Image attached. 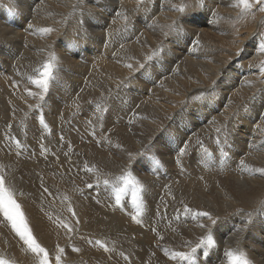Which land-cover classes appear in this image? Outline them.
<instances>
[{
	"label": "bare ground",
	"instance_id": "bare-ground-1",
	"mask_svg": "<svg viewBox=\"0 0 264 264\" xmlns=\"http://www.w3.org/2000/svg\"><path fill=\"white\" fill-rule=\"evenodd\" d=\"M183 1H185V0H183ZM239 2H240V0H207L204 3H202V5H201V8H202L201 11L205 12L204 17H202V15L196 14V13H199L198 10H196V11L193 10V12H188L187 15H183L182 14L183 12L176 11L175 9H177L179 7L186 6L184 2L178 1V0H156L155 2L152 1L151 4H150V0H30L29 2L26 0H19V1L18 0H16V1L15 0H0V15L9 17L10 19L13 20V23H10V22L9 23H2V21L0 19V30L2 31V34L0 36V41H1L0 44L1 45L3 44L1 46V49H4L7 51V52L4 51L5 53L3 52L4 54L0 55V56L3 59L2 62H4V64L7 66V68L10 67V65H13L14 63L19 65V62L21 65H23V62L25 63V65L26 64L31 65V62H32V65H36L41 60L47 58V55L49 56L52 53L53 57H55L54 62L57 64V68L54 67V69H55L54 73H56L57 77L63 79L62 82L65 80H69L70 83L72 84L70 89H67L65 87L62 88L61 86L57 85V83L49 84L50 85L49 98L51 100V105H52L53 109L55 110V112L62 113L63 114L62 117H64V118L71 117L69 115L74 111L76 112V110H78V109H82V110L84 109V111H86L88 113L90 106L87 103L89 102V100H92L95 102V100H93V99H96V98L101 97V96L104 97V95H107L108 92H110L114 89L117 90L118 94L120 91H124V92L128 93V96L130 95L131 98L132 97L134 98L133 101L135 100V102L132 104L133 101L131 102V100H130L132 105L129 108L127 107L128 110L131 109V113H132L131 116L133 117V119L130 116V113H127V112L125 113V111L127 110V109H125L126 107L124 108L125 110L121 109L119 107H118L119 109H116L114 107L116 110H111L110 112L109 111L108 112H109V114H111V113L112 114H118L117 115L118 120H119L118 125L114 124L115 122H113L114 125H110L109 120L106 118L105 119V125L106 126L105 127L102 126L105 128V130H107L108 132H111V135L109 136V138L112 140V141H109L110 144L103 143L101 145V147H102L101 150H99V152H97V155H96L102 161V165H103L104 169L102 168V171H101L102 174H100V175L103 176V179H105V181H106V177L104 178V176L109 175L113 171L122 170L123 168H125L130 163V161H133V159H134L133 157L140 152V149H142V146L145 145L148 141H151V139L157 135V131L160 128V126H162V125L166 126V124H168V126L170 124L172 125V123L175 122L176 118H179L181 120L177 127L174 126V128L176 127V131L171 132L164 139L161 138L162 140L160 142V147H158L157 149H155V148L153 149V147L148 148L149 151L153 152L152 155L149 157L150 158L149 161H151V163L148 164V161L143 158V160L146 161V166L144 165L145 166L144 170H143L144 173L142 174V172L140 171L141 172L140 174H142L141 177L144 178V183H157V184H162L161 186H164L163 192H161L162 187L158 186L157 184H152V185L150 184V186L143 187V189L148 188L151 192L158 190V193L156 195V197L158 196V198H156V197L155 198H156V200L159 199V202L161 201V206L163 207V208L160 207L161 208L160 210L154 211V209L156 207L155 205H154L155 206L154 209L152 208L153 210L147 209L145 206L146 209H145L143 215H144V221H148V222H150L152 220H161V221L167 220L168 221V219H171V224L168 227L164 228L165 230L161 229L162 233L165 232L168 235L167 245H169V247L168 246L167 247L169 249H171L173 251V253H175V252L189 253V252H191L192 248H194L196 246V244L199 243V240L201 238H204L209 231L208 228H201V227H199V225L200 224L211 225V221H209L206 217H201V216L197 215V213L208 212L212 216L213 219H215V217H217L216 220H221V219L227 217L225 215H229V214L231 215L234 212L231 216L237 217L238 219L232 220L228 227L222 228V226L220 224L223 222L219 221L220 222V224H219V222L217 221V224L211 228V231L213 234V239H215L218 246H216V248L213 251L211 250L212 252L206 250L205 247L201 246L197 250V252L195 254H193V258L191 260V261L196 262L197 264H226L225 263V262H227L225 260L226 257L225 258H224V256L220 257V252H225L226 250H235L236 247H238L240 252L241 251L245 252L248 255L247 259H248V262H250L249 264H264V243L261 246L258 245V238L261 237L264 240V218L262 217L263 221H259L260 219H256V220L252 219L250 221V223L248 224L246 219H245V215H244L245 213L243 214L240 212V211H243L242 209L248 208V207L250 209L252 208V211L250 210L252 213L258 209L262 210V208H264V174H261V172L259 171L260 169H264V73H262L260 70L261 69L260 64H264L261 62V59L264 58V52H261L258 50L260 41H258L256 39L257 38L256 27H259V24H258L259 21L258 20L260 18L258 20H256V22L253 24V28H254L253 31L245 30V31L239 32L240 37L238 39L239 42L237 43V52H236V55H234L235 57L232 59L231 62L230 61L225 62L223 60L225 57L221 56V54L220 55L218 54V52H220V51L222 52V50H224V48L223 47L219 48V46H216L214 44V43H220V44L226 45L229 41H232L233 35L225 27H223L224 26L223 21L226 20L227 18H230L232 16V14L235 13L234 11H237L236 5ZM174 3H175V5L173 6ZM224 6H226V7L224 8ZM203 7L206 10L205 9L203 10ZM196 8H198V7H196ZM139 9L144 10V12L138 11ZM186 9H189V8H186ZM184 10H185V8H184ZM262 17L263 16H261V18ZM45 28L52 29V31L47 32V33L42 31ZM165 28H168L169 33L165 32ZM250 29H252V28H250ZM61 31H64V32H61ZM164 34H166V35H164ZM71 40L82 41L87 45V47L93 46L96 50L95 51L88 50V49L84 48L83 46H79V47H76L74 49H71V47H70V41ZM248 44L249 45L253 44V45L249 46ZM150 49H154V52L151 54V56L162 50V52H163L162 60H164V64L163 63L161 64V66L163 65L162 70H161V68H158L159 66L158 67L156 66L157 68H154L153 66L155 64H153V61H151V59H148L145 62L144 55L147 54L149 51H151ZM74 51H76L78 53L76 57L80 58V59L76 60L75 58H73V56H75ZM226 52H228V51L226 50ZM20 60L23 62H21ZM51 60H53V59H51ZM143 60L145 62L144 73H149V71H148L149 68H151V73H152V75L148 78H147V76H144V83L139 82L138 80L136 81L135 78L133 77L135 69H137L138 67L140 68V64H141V62H143ZM258 64L260 66H258ZM128 65H131V68H129ZM31 69H33V68H31ZM158 69H160V70H158ZM9 71H11V70L9 69ZM234 72H236V73H234ZM71 73H74V74H71ZM89 73H91V74H89ZM88 74L91 77L86 82V85L84 86L82 83L83 82L85 83L86 79H84L83 81L81 79L83 77L86 78L88 76ZM93 74H96L99 78L98 79L92 78ZM37 76L39 77V75H37ZM52 77H55V76L52 75ZM0 80H1L0 81L1 85L2 84L7 85L11 91V94L13 92L12 95H14L13 98L15 97L14 98L15 106L17 105L19 108H22V109L27 108L28 109L29 105L33 101V100H30V97L33 96V94H37V91L33 88V86H31L33 89L31 88V89L26 90V93H27L26 94L25 92L20 91L19 88H18V90L20 92H16L14 90L15 86L13 88L10 87V84L8 83L6 76H4L2 72H0ZM69 81H68V83H69ZM126 81L129 83H131V81H132V83L135 82L136 86L141 85V90L138 91V89H136V88H129V87H128L129 89L123 88L124 83ZM51 82H53V81H51ZM135 84H133V85H135ZM3 85L1 87H3ZM8 87H7V89H8ZM84 87H85V89H84ZM37 89H38V87H37ZM29 92H31L32 95H29ZM81 92H82V94H81ZM8 93H10V92H8ZM39 94L40 93H38V95ZM107 97L105 96V98H107ZM131 98H129V99H131ZM111 99H114V98L111 97ZM11 100H13V99H11ZM115 100L116 99H114V101ZM2 101H4V100H2ZM212 101L215 102L214 106H211ZM42 102H43V98H42ZM99 102H101V99ZM122 102H123V100H122ZM1 103H3V102H1ZM117 104H119V103H117ZM121 104H123V103H121ZM190 105H194L193 106L194 108L189 109ZM11 106H14V105H11ZM48 106H50V105H48ZM5 107H6V104H5ZM85 107H86V109H85ZM108 107H107V109H108ZM9 108H10V106H9ZM12 109H14V108L12 107ZM39 109H41V107ZM66 110H67V112L65 113ZM43 111H44V109H43ZM33 112H34V110H33ZM25 113H26V111H25ZM78 113H77V116L79 117ZM87 113L84 115V118L87 116ZM8 114H10V113H8ZM53 114L55 115V113H53ZM16 115H17V113H16ZM97 115H98V113H97ZM3 117H2V119H3ZM90 117H93V116H90ZM49 118H50V116H49ZM84 118H80V121H82ZM2 119L0 117V120H2ZM22 119H23V117H22ZM8 120L6 119V121H8ZM11 120H13V119H11ZM51 120H52V118H51ZM66 120H68V119H66ZM70 120H72V119H70ZM90 121L87 120V122L91 123ZM60 122H61V120H60ZM16 123H17V121H16ZM21 123H23V122H21ZM100 123L101 122H99V124ZM47 124L48 123H46L45 126ZM62 124L60 125V127L62 126ZM66 124L68 125V122H66ZM78 124H80V122ZM91 124H93V123H91ZM54 125L52 124V126H54ZM100 125H102V123ZM93 126H94V124H93ZM14 127H16V126H14ZM77 128H79V127H77ZM82 129H83V127H82ZM18 130L19 129H17V131L14 130L17 132L14 140L19 139L21 141V140L34 138V135L32 133L24 132V131H18ZM61 130H62V128H61ZM64 130H66V129L64 128ZM72 130H74V129H72ZM66 132H69V131L66 130ZM158 133H159V131H158ZM13 134H14V132H13ZM85 134H87V133H85ZM89 134H90V132H89ZM91 134H94V132H91ZM88 136H91V135H87V137ZM106 136L107 135H105V137ZM225 136H227V138H233L234 139V143H232V144H234V146H232L231 143L227 144L226 147L224 144H222L224 142L221 139H224ZM111 137H113V139ZM69 140H70V138H69ZM97 140L99 142L100 137ZM173 141H174L176 147L173 145ZM43 142H45V141H43ZM55 142H58V140ZM154 142H155V140H154ZM34 143H36V142H34ZM158 144H159V142H158ZM117 145H118V147L116 149H112L113 146H117ZM56 146H57V144H56ZM59 146H61V145H59ZM90 146H92V145H90ZM94 146H97V145L94 144ZM51 147H53V146H51ZM110 147L112 150L110 149ZM57 148H56V151H57ZM60 148H62V147H60ZM31 149H32V145H31ZM181 149H184L183 153H181V151H180ZM8 150H7V152H8ZM62 150H63V148H62ZM72 150L70 152H73ZM145 151H146V149H145ZM13 152L15 154V151H13ZM22 152L20 151V153H22ZM92 152H93V150H92ZM28 155H30V154H28ZM17 159H19V158H17ZM34 159L35 158H33V160ZM50 159L52 160V158H50ZM60 160H61V156H60ZM64 160H67V159H64ZM40 161H42V160H40ZM70 161H72V160H70ZM82 161H83V159H82ZM135 161L131 162V164L134 163ZM141 161H142V159H141ZM241 161H243V163H241ZM17 162H18V160H17ZM154 162H156V163L153 166ZM61 163H60V165H61ZM22 164L23 163H21V165ZM30 164H27V165H30ZM239 164L242 166H240ZM54 166H55V164H54ZM28 167H31V166H28ZM33 167H34V164H33ZM25 168H24V170H25ZM64 168H66V167H64ZM29 170H31V169H29ZM36 171H38V168ZM20 172H21V170H20ZM40 172H41V169H40ZM60 172H62V171H60ZM83 172H85V171H83ZM17 173H18V171H17ZM77 173H79V171ZM79 174H78V176L82 177L81 175H83V174H81V175H79ZM91 174H92V172H91ZM115 174H117V172ZM128 174H129V172H128ZM40 175H41V173H40ZM135 175H137V174H135ZM6 176H11V175H6ZM19 176H21V175H19ZM39 176H38V178H39ZM47 176L51 181L55 182L56 184H60V185L65 186V189H66V186H70L72 188V184L81 179V178L76 179V180L74 179L73 183H70V182H67L69 180L65 181L64 178H62V179L59 178L60 176H63V175H58L59 176L58 177V176H55L53 174L47 173ZM115 176H117V175H115ZM115 176H114V178H115ZM128 176H126V177H128ZM130 176H131V174H130ZM25 177H26V175H25ZM74 177H77V175L76 176L74 175ZM97 177L98 176H96V178ZM23 178H24V176H23ZM38 178L35 179V177H34L35 181L38 180ZM110 178H113V175H112V177L110 176ZM31 179H33V178H31ZM133 179H134V177H133ZM135 179H136V177H135ZM177 179H179V184L174 182V181H178ZM9 180H11V179H9ZM90 180H91V178H89V181ZM30 181H32V180H30ZM42 182H44V181H42ZM101 182H102V180H101ZM35 183H37V182H35ZM42 184H40V185H42ZM46 184H47V182H46ZM8 185H9V183H8ZM8 185H6V186H8ZM44 185H43V187H44ZM140 186H141V184H140ZM38 187H39V185H38ZM40 187H42V186H40ZM48 187H49V185H48ZM84 187H86V186H84ZM50 188H52V187H50ZM73 188H74V186H73ZM75 188H77V187H75ZM78 188H80V187H78ZM44 189H46V188L44 187ZM57 189H55V190L57 191ZM92 189H95V187L92 186ZM48 191H50V190H48ZM73 191L76 192L77 190L75 191L72 189L71 193H73ZM82 191H83V189H82ZM25 192H27V191H25ZM51 192H53V191H51ZM89 192H90V190H89ZM160 192H161V194H160ZM59 193H60V191H59ZM71 193H69V195H71ZM102 193H108L106 195V197H107L111 194V191L104 190ZM150 193H149V195H150ZM27 194H28V192H27ZM73 194L76 195V193H73ZM83 194H84V192H83ZM159 194H160V197H159ZM17 195H19V194L17 193ZM46 195H48V194H46ZM50 195H51V193H50ZM55 195L56 194L53 193L54 197H55ZM65 195H67V194L65 193ZM98 195H99V193H98ZM53 196H52V198H53ZM60 196H61V194H60ZM62 196H63V194H62ZM124 196H126V195H124ZM145 196H146V194H145ZM33 197H35V196L33 195ZM112 197H113V195H112ZM36 198L37 197H35V199ZM89 198H88V200H89ZM160 198H161V200H160ZM46 199H47V196H46ZM57 199L59 200V198H57ZM31 200H32V198L30 199L29 202H31ZM61 200L63 201V199H61ZM66 200L67 199L65 198V201ZM79 200H80L79 195H77L74 199H69L70 203L74 206V209H77L78 205H80ZM91 200H93V199H91ZM104 200H106V198ZM127 200L128 199H126V201ZM148 200H150L149 202L152 203V204L148 203L152 207V205L155 203V200L152 198V196ZM50 201H52V200H50ZM144 201H145V199H144ZM95 202L96 201H93L94 204H95ZM122 202H125V201L124 200L121 201L120 204ZM25 203H26V201H25ZM35 203H39V202L37 201ZM44 203L45 202H43L42 204L44 205ZM34 204L32 203V205H34ZM55 204L56 203L53 202L54 206H55ZM66 204H68V203H66ZM29 205H30V203H29ZM37 205H38V210L37 209L36 210L39 211V204H37ZM43 205H41V206H43ZM63 205H65V204H63ZM97 205H95L96 209H97V207H100L99 205L98 206ZM41 206H40V208H42ZM69 206L67 207L68 209H69ZM108 206H110V205H107V207ZM140 206H142V205H140ZM250 206H253V207H250ZM63 207H60V208H63ZM103 207H104V204H103ZM36 208H37V206H36ZM43 208H44L43 209L44 211L49 210V209L52 210V208H49V209L46 208V210H45V207H43ZM58 208H59V206H57V209ZM60 208H59V210H60ZM93 209L94 208H92V210ZM43 210H42V212H43ZM182 210H185V211L187 210L188 212L193 211V212L189 213L186 217L184 216L183 219L181 218L180 220H178V218H177V220H178L177 222H176V220H174V218H171L173 216L175 217V215H177L178 213H182ZM141 211H142V209H141ZM237 211H239V212H237ZM72 212H73V208H72ZM115 212L117 214H119L120 216L124 217L130 213V210L128 208H126V205H125V208H118L117 210H115ZM39 213H37V214H39ZM44 213H47V212H44ZM99 213H100V211H99ZM101 213H102V211H101ZM106 213H104V214L107 215L108 217L111 216V212L109 213L110 216ZM48 214H49V211H48ZM63 214L64 215L62 217L65 216V213H63ZM71 214L73 216H71V215H69V216L74 218L75 215L73 213H71ZM44 215L46 216L47 214H44ZM52 215H54V214H52ZM52 215L50 217H52ZM113 215H115V213H113ZM113 215H112V218H114ZM139 215H140V213H139ZM45 216L44 217L42 216L43 219L47 218ZM59 216H61V215H59ZM107 216H106V218H108ZM39 217H41V215ZM42 217H41V222H42ZM102 217L103 216H101V218ZM122 217L118 216V218H120V219ZM83 218L80 221L81 224L82 225L88 224L85 221L86 219L85 218L83 219ZM257 218H258V216H257ZM59 219H61V221ZM59 219H58L59 220L58 222L63 221L62 218L59 217ZM72 219H70V220L73 221ZM123 219H126V217ZM0 220H2V219H0ZM56 220H54V221H56ZM74 220L76 221V219H74ZM110 220L111 219H109L108 222ZM140 221H141V219H140ZM43 222H45L47 224L46 221H43ZM90 222H91V220H90ZM148 222H146V223H148ZM2 223L0 222L1 225H2ZM45 223H43V224H45ZM40 224L41 223H39V222H35L34 229H35L39 239L41 240V242L53 243L54 241H56V239H53L56 235V232L54 231L53 233H51L53 227L44 228V227H41ZM61 224L62 223H60V225ZM108 224L112 225V222L108 223ZM159 224L157 226H159ZM91 225H92V222H91ZM146 225L147 224H145L144 226L146 227ZM4 226H6V225H4ZM52 226H53V223H52ZM54 226H56V225L54 224ZM106 226H107V224H106ZM9 227H10V225H9ZM60 227H62V225ZM95 227L97 228V226H95ZM100 227H101V225H100ZM114 227L112 226V228H114ZM59 228L57 229L55 227L54 229L60 230L61 228L60 229ZM126 228H128V227H126ZM132 228H133V226H132ZM136 228H138V227H136ZM118 229H119V227H118ZM6 230H7V228H6ZM63 230H61V231H63ZM66 230H68V229L66 228ZM73 230H74V228H73ZM81 230H80V232L82 233ZM85 230H86V228H85ZM254 230L256 231V233L255 232L253 233ZM8 231H9L8 233L12 234L10 232V230H8ZM83 231H84V229H83ZM144 231H145V229H144ZM69 233H70V231L68 232V234ZM78 233L79 232H77V234ZM91 233H93V232H91ZM91 233L89 235H92ZM32 234H34V233L32 232ZM57 234H59V233H57ZM144 234H146V233L145 232L142 233V235H144ZM98 235H100V234H98ZM80 237H82V236H80ZM91 237H93V235ZM130 237L134 238L135 235H134V237H132L130 235ZM136 237H135V239H136ZM146 237H148V236H146ZM151 237L153 239V236H151ZM75 238H76L75 236H74V238H72L73 241ZM57 239H58V237H57ZM69 239H70V237H69ZM101 239H102V237H101ZM9 240L10 239L8 238V241ZM18 240L20 241V239H18ZM61 240H62V238H61ZM67 240H68V238H67ZM136 240H135V242H136ZM147 240H149V238ZM155 240H156V238H155ZM62 241H64V239ZM101 241L102 240L99 239L97 241L99 243H97V244L103 243ZM12 242H14V241L12 240ZM76 242H77V244H79L78 241H76ZM106 242H108V241H105V243ZM122 242H124V241L122 240ZM125 242L128 244L127 240ZM146 243H148V242H146ZM8 244L4 240V238L0 237V245L1 246H3L4 248H8L7 247ZM20 244H22V243H20ZM71 244H72V242H71ZM79 245L81 246V244H79ZM90 245H92V244H90ZM115 245L118 247V250H120L121 255H124V256L131 255L129 249H127L128 251H126L124 249L122 250L123 246L121 244L117 243V244H114V246ZM150 246H152V244ZM204 246H206L205 243H204ZM43 247H45V246H43ZM77 247H78V245H77ZM85 247H87V246H84L81 248L83 249ZM245 247H248V249L245 250ZM0 248H2V247H0ZM11 248H12L11 252L16 253L19 257H21L20 259L27 260V258H26L27 256H25V254H24V249H22V248L20 249L16 245V243L13 244ZM55 248H57V247H55ZM114 248H116V247H114ZM140 248H142V247H140ZM25 249H26V247H25ZM82 249H81V251H82ZM86 249H90V248H86ZM144 249H146L145 245H144ZM4 250H6V249H4ZM45 250H47V249H45ZM171 250H170V252H171ZM95 251H97V250L95 249ZM114 251H116V250H114ZM25 252L27 253V251H25ZM52 252H54V251H52ZM76 252H77V250H76ZM143 252L145 253V251H143ZM144 253H143V255H144ZM28 254H29V251H28ZM32 254L33 253H31L29 255H32ZM95 254L98 257L97 252ZM34 255H35V253H34ZM34 255H33V257L35 258ZM103 255H104V252H103ZM138 255H136V256H138ZM104 256H106V255H104ZM142 256H141V258H143ZM167 257H169V256H167ZM51 258H53L52 255H51ZM88 258L89 257H87V262H88ZM2 259H3V257H2ZM93 260H95V259L93 258ZM139 260H141V259H139ZM108 261H107V264H108ZM146 261H148V260H146ZM146 261H144V262H146ZM26 262H28V261H26ZM50 262H51V260H50ZM141 262H142V260H141ZM172 262H173V264H181L182 260H180L179 258H176V259H173ZM28 263H30V262H28ZM93 263L96 264V262H93ZM78 264H82V263H78Z\"/></svg>",
	"mask_w": 264,
	"mask_h": 264
},
{
	"label": "rangeland",
	"instance_id": "rangeland-1",
	"mask_svg": "<svg viewBox=\"0 0 264 264\" xmlns=\"http://www.w3.org/2000/svg\"><path fill=\"white\" fill-rule=\"evenodd\" d=\"M16 1V0H15ZM19 1V0H18ZM26 1H30V0H26ZM152 1H156V0H150V4L152 3ZM178 1H182V2H184L185 3V5L186 6H184V8H185V10L183 11V15H187L188 14V12H193V10L194 11H196V10H198L199 11V13H196V14H198V15H202V17H204V15H205V12L203 11H201V5H202V3H204L205 1H207V0H185V1H183V0H178ZM248 2L250 3V4H252V7L250 8V9H244L243 8V6L240 4V2L236 5L237 6V11H234L235 13L234 14H232V16L230 17V18H227L226 20H224L223 21V24H224V26L223 27H225L232 35H233V39H232V41H229L226 45H223V44H220V43H214L216 46H219V48H221V47H223L224 48V50H222V52L220 51V52H218V54L220 55L221 54V56H223V57H225L223 60L226 62H231L232 61V59L235 57L234 55H236V52H237V43L239 42V32L240 31H245V30H250V31H253L254 30V28H253V24L256 22V20H258L259 18V22H258V24H259V27H256V36H257V40L258 41H260V43H262V42H264V12H262V11H260L259 10V7L253 2V0H248ZM175 5V3L173 4V6ZM196 7H198V8H196ZM205 7V6H204ZM203 7V10L205 9ZM226 6H224V8H225ZM186 8H189V9H186ZM192 10V11H191ZM206 10V9H205ZM31 11V10H30ZM138 11H142V12H144V10H142V9H139ZM3 16V15H2ZM1 15H0V19H1V21H2V23H13V20L12 19H10L9 17H6V16H3L2 17ZM261 16H263L262 18H261ZM2 17V18H1ZM6 17V18H5ZM210 17V16H209ZM250 28H252V29H250ZM168 30V28H165V32H168L169 33V30ZM61 32H64V31H61ZM1 34H2V31L0 30V36H1ZM164 35H166V34H164ZM161 40V39H160ZM231 42V43H230ZM0 43H1V41H0ZM3 45V44H2ZM1 44H0V55H3L5 52H7L6 50H4V49H1V46H2ZM249 45V44H248ZM253 44H250L249 46H252ZM79 46H83L84 48H86V49H88V50H93V51H95L96 49L93 47V46H90V47H87V45L84 43V42H82V41H75V40H71L70 41V47H71V49H74V48H76V47H79ZM228 51V52H226V50ZM3 50V51H2ZM149 50V49H148ZM147 50V51H148ZM151 51H149L147 54H145L144 55V58H145V62L148 60V59H151V61H153V64H155L153 67L154 68H157L158 66V68H161V70L163 69V65L161 66V64L163 63L164 64V60H162V56H163V52H162V50L161 51H159L158 53L160 54H158V53H156V54H154V55H152L151 56V54L154 52V49H150ZM5 51V52H4ZM4 52V53H3ZM225 52V53H224ZM77 52L76 51H74V55L75 56H73V58H75L76 60H78V59H80V58H77L76 56H77ZM149 54V55H148ZM160 56H158V55ZM158 56V57H157ZM53 57V54L51 53L49 56L47 55V58H45V59H43V60H41L40 62H38V64H36V65H32V62H31V65H29V64H26L25 65V63L23 62V61H21V62H23V65H21L20 64V62H19V65H17L16 63H14L13 65H10V67H8L7 68V66L4 64V62H2V58H1V56H0V72H2L3 73V75L4 76H6V78H7V81H8V83L10 84V87H14V90L16 91V92H20V91H23V92H25L26 93V90H28V89H31L32 87L31 86H33V88L37 91V94H33V96H31L30 97V100H33L32 101V103L29 105V107H28V109L27 108H24V109H22V108H19L17 105L15 106V104H14V98H13V96L14 95H12L13 94V92H12V94H11V91H10V89H9V87L7 86V85H3V87H1L2 85H1V82H0V98L2 99V100H4V101H2L1 99H0V117H1V119H2V117H3V119L2 120H0L1 122H0V175H3L4 177H5V179H6V185H8V183H9V185L7 186V187H9V188H13L12 190H13V192H14V198H15V200H16V202L18 203V204H20L21 205V211L24 213V215H25V219H26V221H27V223H28V225H29V228L32 230V232L34 233L33 234V236L34 237H36V240H37V242L41 245V247H43V246H45L44 248L45 249H47L46 251L47 252H49L48 254H49V261L51 260V262H50V264H55V253H56V249L57 248H62V249H64V253H63V258H61V264H78V263H82V264H92L93 262H96V264H107V261H108V264H113L114 262V264H173V259H172V256L171 255H173V251L171 250V249H169L168 247H169V245H167V241H168V235L165 233V232H163L162 233V230H165L164 228H166V227H168L170 224H171V219H168V221L167 220H164V221H161V220H152V221H150V222H148V221H144V211H145V209L147 208V209H150V210H153L154 209V207H155V209H154V211H157V210H160L161 208H163L162 206H161V201L159 202V199L158 200H156V198H158V196L156 197V195H157V193H158V190H155V191H150L148 188H145V189H143V187H147V186H150V184L152 185V184H157V183H144V178H142L141 177V175L144 173L143 172V170H144V167L146 166V161L145 160H143V158L144 159H146L147 161H148V164L149 163H151V161H149L150 160V156L152 155V153L153 152H151V151H149L148 150V148H150V147H153V149L155 148V149H157L158 147H160V142H161V140L162 139H164V138H166V136L167 135H169L171 132H174V131H176V127L179 125V122L181 121L179 118H176L175 119V122L174 123H172V125L170 124L169 126H168V124H166V126L165 125H162V126H160V128L158 129V131H159V133H158V131H157V135L154 137V138H152L151 139V141H148L145 145H143L142 146V149H140V152L138 153V154H136L133 158V161H135L134 163H132L131 164V162H133V161H130V163L125 167V168H123L122 170H120V171H113V172H111L109 175H106V176H104V178L106 177V181H105V179H103V176H101L100 174H102V168H103V165H102V161H101V159L99 158V157H97L96 155H97V152H99V150H101V145L103 144V143H107V144H110L109 143V141H112L110 138H109V136L111 135V132H108L107 130H105V119L107 118L108 120H109V123H110V125H114V124H117L118 125V122H119V120H118V117H117V115L118 114H109V112L111 111V110H116V109H119V108H121V109H124L125 107V109H127L126 111H125V113L127 112V113H130V116L132 115V113H131V109L130 110H128V108L129 107H131V105L135 102V100L133 101V97L131 98V96L129 95L128 96V93H126V92H124V91H120L119 92V94L117 93V90L116 89H114V90H112V91H110V92H108L107 93V95H104V97L103 96H101V97H98V98H96V99H93V100H95V102L94 101H92V100H89V102L87 103L90 107V109H89V114L86 112V111H84V109L82 110V109H78V110H76V112L74 111V112H72L69 116H71V117H68V118H64V117H62V113H60V112H55V110L53 109V107H52V105H51V100H50V98H49V94H50V85H49V87H48V90L44 93V97H43V102H42V99H41V96H40V94L38 95V93H41L40 91H41V89H37V86L35 85V84H33L32 83V81L33 80H35V79H38L39 77L37 76V75H39V73H40V71H42L41 69H43V65L45 64V63H52V65H53V72H52V75L53 76H55V77H52V79L50 80V82H49V84H51V83H57V85H59V86H61L62 88H67V89H70L71 88V86H72V84L70 83V81L69 80H65V81H63L62 82V78H59V77H57V75H56V73H54V71H55V69H54V67H56L57 68V64L54 62V60L55 59H53L52 58ZM51 59H53V60H51ZM163 61V62H162ZM145 62H144V60H143V62H141V64H140V68L138 67L137 69H135V71H134V74H133V77L135 78V80L137 81H139V82H142V83H144V76H147V78L148 77H150L151 75H152V73H151V68H149L148 69V71H149V73H144V64H145ZM261 62L262 63H264V58L263 59H261ZM251 63V62H250ZM4 64V65H3ZM43 64V65H42ZM159 64V65H158ZM42 65V66H41ZM261 66L262 65H264V64H260ZM259 64H258V66H260ZM18 66V67H17ZM157 66V67H156ZM260 66V67H261ZM21 67V68H20ZM24 67V68H23ZM31 68H33V69H31ZM36 68V69H35ZM40 68V69H39ZM9 69L11 70V71H9ZM30 71H29V70ZM39 69V70H38ZM250 69V68H249ZM5 70V71H4ZM142 70V71H141ZM158 70H160V69H158ZM39 71V72H38ZM13 73V74H12ZM17 75H16V74ZM25 73V74H24ZM234 73H236V72H234ZM11 74V75H10ZM71 74H74V73H71ZM89 74H91V73H89ZM89 74H88V76L86 77V78H80L82 81L84 80V79H86L85 80V83L83 82L82 84L85 86L86 85V82L90 79V77L91 76H89ZM138 74V75H137ZM146 74V75H145ZM33 76V77H32ZM36 77V78H35ZM140 77V78H139ZM143 77V78H142ZM25 78V79H24ZM35 78V79H34ZM56 78V79H55ZM92 78H94V79H98L99 77L96 75V74H93L92 75ZM58 80V81H57ZM1 81V80H0ZM28 81V82H27ZM51 81H53V82H51ZM56 81V82H55ZM60 81V82H59ZM68 81H69V83H68ZM3 83V82H2ZM24 83V84H23ZM26 83V84H25ZM28 83V84H27ZM81 84V85H82ZM132 84V85H131ZM133 84H135V82L134 83H132V81H131V83H129V82H125L124 83V87L123 88H125V89H129V88H136V89H138V91H140L141 90V85L140 86H136V84L135 85H133ZM82 85V86H83ZM133 86V87H132ZM7 87H8V89H7ZM129 87V88H128ZM140 87V88H139ZM18 88H19V90H18ZM25 88V89H24ZM32 88V89H33ZM122 88V87H121ZM17 89V90H16ZM84 89H85V87H84ZM3 90V91H2ZM12 90V89H11ZM34 90V91H35ZM40 90V91H39ZM5 91V92H4ZM8 92H10V93H8ZM124 92V93H123ZM117 93V94H116ZM4 94V95H3ZM27 94V93H26ZM81 94H82V92H81ZM8 95V96H7ZM36 95V96H35ZM46 95V96H45ZM123 95V96H122ZM5 96V97H4ZM40 98H39V97ZM105 96L107 97V98H105ZM111 97L112 98H114V99H116L115 101H114V99H111ZM117 97V98H116ZM129 98H131V99H129ZM11 99H13V100H11ZM41 99V100H40ZM100 99H101V102H99L100 101ZM106 99V100H105ZM108 99V100H107ZM37 100V101H36ZM122 100H123V102H122ZM128 100V101H127ZM130 100H131V102H132V104H131V102H130ZM110 101V102H109ZM1 102H3V103H1ZM8 102V103H7ZM99 102V103H98ZM116 103V104H115ZM117 103H119V104H117ZM121 103H123V104H121ZM127 103V104H126ZM5 104H6V107H5ZM8 104V105H7ZM41 104V105H40ZM44 104V105H43ZM130 106H129V105ZM11 105H14V106H11ZM48 105H50V106H48ZM107 105V106H106ZM123 105V106H122ZM215 105V102L214 101H212L211 102V106H214ZM9 106H10V108L12 109V107L14 108V109H10L9 108ZM109 106V107H108ZM194 105H190L189 106V109H193L194 107H193ZM245 106V105H244ZM41 107V109H39ZM45 107V108H44ZM52 107V108H51ZM71 107V106H70ZM100 109H99V108ZM107 107H108V109H107ZM116 109H115V108ZM119 107V108H118ZM128 107V108H127ZM35 108V109H34ZM2 109V110H1ZM8 109V110H7ZM21 109V110H20ZM43 109H44V111H43ZM49 109V110H48ZM52 111H51V110ZM85 109H86V107H85ZM93 109V110H92ZM102 109V110H101ZM124 109V110H125ZM197 109V108H196ZM26 111V113H25V111ZM33 110H34V112H33ZM123 110V111H124ZM9 111V112H8ZM85 113H84V112ZM104 111V112H103ZM109 111V112H108ZM21 112V113H20ZM36 112V113H35ZM67 112V110L65 111V113ZM79 112V113H78ZM8 113H10V114H8ZM16 113H17V115H16ZM53 113H55V115L53 114ZM57 113V114H56ZM77 113H78V115H79V117L77 116ZM87 113V116L84 118V115ZM97 113H98V115H97ZM21 116H20V115ZM44 114V115H43ZM83 114V115H82ZM94 114V115H93ZM3 115V116H2ZM10 115V116H9ZM59 115V116H58ZM61 115V116H60ZM125 115V114H124ZM26 116V117H25ZM42 116V117H41ZM49 116H50V118H49ZM52 116V117H51ZM55 118H54V117ZM90 116H93V117H90ZM112 116V117H111ZM20 117V118H19ZM22 117H23V119H22ZM25 117V118H24ZM32 117V118H31ZM47 117V118H46ZM74 117V118H73ZM88 117V118H87ZM116 117V118H115ZM132 117V116H131ZM17 118V119H16ZM49 118V119H48ZM51 118H52V120H51ZM61 120V122H60V120ZM72 119V120H70V119ZM77 118V119H76ZM80 118H84L82 121H80ZM87 118V119H86ZM6 119L8 120V121H6ZM11 119H13V120H11ZM66 119H68V120H66ZM75 119V120H74ZM96 119V120H95ZM104 119V120H103ZM116 119V120H115ZM132 119H133V117H132ZM24 120V121H23ZM29 120V121H28ZM41 120H43L45 123L44 124H41L40 123V121ZM70 120V121H69ZM79 120V121H78ZM87 120L88 121H90L91 123H93L94 124V126H93V124H91V123H89V122H87ZM98 120V121H97ZM177 120V121H176ZM11 123H10V122ZM16 121H17V123H16ZM23 122V123H21V122ZM48 121V122H47ZM50 121V122H49ZM57 123H56V122ZM97 121V122H96ZM104 121V122H103ZM111 121V122H110ZM13 122V123H12ZM33 122V123H32ZM66 122H68V125L66 124ZM80 122V124H78ZM99 122H101L102 123V125H100L99 124ZM113 122H115L114 124H113ZM20 123V124H19ZM28 123V124H27ZM31 123V124H30ZM46 123H48L46 126H45V124ZM63 123V124H62ZM89 123V124H88ZM2 124V125H1ZM11 124V125H10ZM15 124V125H14ZM34 124V125H33ZM52 124L54 125V126H52ZM62 124V126L60 127V125ZM19 125V126H18ZM32 125V126H31ZM59 125V126H58ZM64 125V126H63ZM10 126V127H9ZM14 126H16V127H14ZM49 126V127H48ZM54 128H52V127ZM57 126V127H56ZM102 126H104V127H102ZM165 126V127H164ZM168 126V127H167ZM174 126H176L175 128H174ZM12 127V128H11ZM35 127V128H34ZM48 127V128H47ZM72 127V128H71ZM77 127H79V128H77ZM82 127H83V129H82ZM96 129H95V128ZM170 127V128H169ZM3 128V129H2ZM14 128V129H13ZM61 128H62V130H61ZM64 128L67 130V131H69V132H66V130H64ZM98 128V129H97ZM166 128V129H165ZM17 129H19L18 131H24V132H29V133H32L33 135H34V138L33 139H26V140H19V139H16V140H14V138H15V135H16V131H17ZM72 129H74V130H72ZM171 131H170V130ZM6 130V131H5ZM14 130H16V131H14ZM36 130V131H35ZM84 132H83V131ZM104 130V131H103ZM12 131V132H11ZM82 131V132H81ZM106 131V132H105ZM13 132H14V134H13ZM44 132V133H43ZM80 134H79V133ZM89 132H90V134H89ZM91 132H94V134H91ZM165 132V133H164ZM167 132V133H166ZM41 135H40V134ZM55 135H54V134ZM68 135H67V134ZM74 133V134H73ZM85 133H87V134H85ZM103 133V134H102ZM106 133V134H105ZM7 134V135H6ZM53 134V135H52ZM72 134V135H71ZM102 134V135H101ZM9 135V136H8ZM38 135V136H37ZM43 135V136H42ZM48 135V136H47ZM51 135V136H50ZM76 135V136H75ZM87 135H91V136H88L87 137ZM104 135V136H103ZM105 135H107L106 137H105ZM159 135V136H158ZM11 136V137H10ZM67 136V137H66ZM71 136V137H70ZM75 136V137H74ZM84 136V137H83ZM100 137V141L98 142V138ZM161 136V137H160ZM4 137V138H3ZM13 137V138H12ZM39 137V138H38ZM55 137V138H54ZM70 138V140H69V138ZM42 140H41V139ZM49 140H48V139ZM67 138V139H66ZM73 138V139H72ZM77 138V139H76ZM91 138V139H90ZM112 139H113V137H111ZM162 138V139H161ZM6 141H5V140ZM9 139V140H8ZM38 139V140H37ZM47 139V140H46ZM96 139V140H95ZM104 141H103V140ZM158 139V140H157ZM228 139V140H227ZM40 140V141H39ZM52 140V141H51ZM58 140V142H55V141H57ZM62 140V141H61ZM78 140V141H77ZM89 140V141H88ZM93 140V141H92ZM154 140H155V142H154ZM171 140V139H170ZM224 143H222V144H224L225 145V147H226V145L227 144H229V143H234V139L233 138H227V136H225L224 137V139H221ZM33 141V142H32ZM42 141V142H41ZM43 141H45V142H43ZM50 143H49V142ZM72 141V142H71ZM172 141V140H171ZM228 141V142H227ZM30 142V143H29ZM32 142V143H31ZM34 142H36V143H34ZM85 142V143H84ZM158 142H159V144H158ZM10 143V144H9ZM28 143V144H27ZM54 143V144H53ZM59 143V144H58ZM64 143V144H63ZM95 145H97V146H94V144ZM97 143V144H96ZM50 144V145H49ZM56 144H57V146H56ZM70 144V145H69ZM75 144V145H74ZM79 144V145H78ZM87 144V145H86ZM155 144V145H154ZM159 146H158V145ZM3 147H2V146ZM6 145V146H5ZM31 145H32V149H31ZM49 145V146H48ZM59 145H61V146H59ZM90 145H92V146H90ZM173 145L175 146V143H174V141H173ZM51 146H53V147H51ZM59 146V147H58ZM88 146V147H87ZM232 146H234V144H232ZM236 146V145H235ZM59 149H58V148ZM60 147H62L63 148V150H62V148H60ZM73 147V148H72ZM94 147V148H93ZM100 147V148H99ZM118 147V145L117 146H113V148L112 149H116ZM176 147V146H175ZM14 148V149H13ZM55 148V149H54ZM56 148H57V151H56ZM10 151H9V150ZM70 149V150H69ZM73 149V150H72ZM110 149H111V147H110ZM111 149V150H112ZM145 149H146V151H145ZM7 150H8V152H7ZM19 150V151H18ZM48 150V151H47ZM66 150V151H65ZM73 151V152H70V151ZM92 150H93V152H92ZM4 151V152H3ZM13 151H15V154H14V152ZM20 151L22 152V153H20ZM68 151V152H67ZM18 152V153H17ZM48 152V153H47ZM84 152V153H83ZM96 154H95V153ZM57 153V154H56ZM63 155H62V154ZM76 153V154H75ZM19 154V155H18ZM28 154H30V155H28ZM48 154V155H47ZM69 154V155H68ZM143 156H142V155ZM12 155V156H11ZM16 155V156H15ZM68 155V156H67ZM18 156V157H17ZM34 156V157H33ZM52 156V157H51ZM59 156V157H58ZM60 156H61V160H60ZM63 156V157H62ZM66 156V157H65ZM140 156V157H139ZM19 158V159H17V158ZM68 157V158H67ZM73 157V158H72ZM77 159H75V158ZM138 157V158H137ZM25 160H24V159ZM33 158H35L34 160L36 161H34L33 160ZM41 158V159H40ZM50 158H52V160L50 159ZM63 158V159H62ZM10 159V160H9ZM23 159V160H22ZM64 159H67V160H64ZM82 159H83V161H82ZM141 159H142V161H141ZM17 160H18V162H17ZM22 160V161H21ZM40 160H42V161H40ZM58 160V161H57ZM70 160H72V161H70ZM85 160V161H84ZM11 161V162H10ZM49 161V162H48ZM55 161V162H54ZM70 161V162H69ZM31 164H30V163ZM46 162V163H45ZM62 162V163H61ZM104 162V161H103ZM143 162V163H142ZM17 163V164H16ZM19 163V164H18ZM21 163H23L22 165H21ZM26 163V164H25ZM37 163V164H36ZM40 163V164H39ZM42 163V164H41ZM49 163V164H48ZM60 163H61V165H60ZM156 162H154L153 163V166H154V164H155ZM13 164V165H12ZM15 164V165H14ZM27 164H30V165H27ZM33 164H34V167H33ZM54 164H55V166H54ZM57 164V165H56ZM71 164V165H70ZM27 165V166H26ZM46 165V166H45ZM66 165V166H65ZM135 165V166H134ZM145 165V166H144ZM240 165V164H239ZM7 166V167H6ZM23 166V167H22ZM26 168H25V167ZM28 166H31V167H28ZM52 166V167H51ZM62 168H61V167ZM131 166V167H130ZM240 166H242V165H240ZM38 168V171H36L37 170V168ZM47 167V168H46ZM64 167H66V168H64ZM77 167V168H76ZM137 167V168H136ZM24 168H25V170H24ZM31 169V170H29V169ZM36 168V169H35ZM68 168V169H67ZM79 168V169H78ZM139 168V169H138ZM18 169V170H17ZM40 169H41V172H40ZM61 169V170H60ZM64 169V170H63ZM71 169V170H70ZM104 169V168H103ZM5 170V171H4ZM7 170V171H6ZM18 171V173H17V171ZM20 170H21V172H20ZM68 170V171H67ZM9 171V172H8ZM31 171V172H30ZM35 171V172H34ZM57 171V172H56ZM60 171H62V172H60ZM79 171V173H77V172ZM82 171V172H81ZM83 171H85V172H83ZM124 171V172H123ZM142 172V174H140L141 172ZM7 172V173H6ZM71 174H70V173ZM91 172H92V174H91ZM94 172V173H93ZM117 172V174H115ZM128 172H129V174H128ZM4 173V174H3ZM40 173H41V175H40ZM47 173H50V174H53V175H55V176H58V175H63V176H58L60 179H62V178H64L65 179V181H67V180H69V181H67V182H70V183H73V180L75 179H80L79 181H76V182H74L73 184H72V188L70 187V186H66V189H65V186H63V185H60V184H56L55 182H53V181H51L49 178H48V176H47ZM59 173V174H58ZM75 173V174H74ZM115 175H117V176H115ZM127 173V174H126ZM11 175V176H6V175ZM32 174V175H31ZM34 174V175H33ZM65 174V175H64ZM78 174L79 175H81V174H83V175H81L82 177H80V176H78ZM85 174V175H84ZM88 174V175H87ZM126 174V175H125ZM130 174H131V176H130ZM135 174H137V175H135ZM19 175H21V176H19ZM25 175H26V177H25ZM41 177H40V176ZM69 175V176H68ZM74 175L76 176L77 175V177H74ZM92 175V176H91ZM94 175V176H93ZM112 175H113V178H110V176L112 177ZM130 176L132 179H133V177H134V180L137 182V187L139 188V191L137 192V196H138V200H137V202L136 203H132L133 202V200H132V193H133V187H132V185L131 184H128V185H126L125 184V178H126V176ZM23 176H24V178H23ZM38 176H39V178H38ZM68 176V177H67ZM96 176H98L97 178H96ZM114 176H115V178H114ZM128 176V177H129ZM8 177V178H7ZM33 178V179H31V178ZM34 177H35V179H37L38 178V180H36L35 181V179H34ZM71 177V178H70ZM135 177H136V179H135ZM89 178H91V182L89 181ZM96 178V179H95ZM109 178V179H108ZM9 179H11V180H9ZM9 180V181H8ZM30 180H32V181H30ZM41 180V181H40ZM101 180H102V182H101ZM178 181H174L175 183H178L179 184V179H177ZM42 181H44V182H42ZM83 181V182H82ZM89 181V182H88ZM95 181V182H94ZM120 181V182H119ZM35 182H37V183H35ZM46 182H47V184H46ZM119 182V183H118ZM11 183V184H10ZM43 183V184H42ZM50 183V184H49ZM88 185H87V184ZM39 185V187H38V185ZM40 184H42V185H40ZM45 184V185H44ZM84 184V185H83ZM140 184H141V186H140ZM37 185V186H36ZM43 185H44V187L46 188V189H48V190H50V191H48L47 190V192L45 191V189H44V187H43ZM47 185V186H46ZM48 185H49V187H48ZM66 185V184H65ZM158 186H161L162 184H157ZM40 186H42V187H40ZM57 186V187H56ZM73 186H74V188L75 187H80V188H73ZM84 186H86V187H84ZM91 186V187H90ZM92 186H94L95 187V189H92ZM48 187V188H47ZM50 187H52V188H50ZM127 187V188H126ZM141 187V188H140ZM162 187V189H161V192H163L164 191V186H161ZM42 188V189H41ZM57 189V191L55 190V189ZM86 188V189H85ZM100 188V189H99ZM121 188H124L125 189V191L123 192V193H119L120 194V197H121V201H125V202H122L121 204H117L116 203V195L118 194V190L119 189H121ZM52 189V190H51ZM65 189V190H64ZM71 189V190H70ZM72 189L73 190H77L76 192H74L73 191V193H76V195L75 194H73V193H71L72 192ZM82 189H83V191H82ZM103 189V190H102ZM55 190V191H54ZM68 190V191H67ZM89 190H90V192H89ZM104 190H108V191H111V194L109 195V196H107L106 197V195L108 194V193H102ZM144 190V191H143ZM25 191H27L28 192V194H27V192H24ZM51 191H53V192H51ZM59 191H60V193H59ZM79 191V192H78ZM127 191V192H126ZM146 191V192H145ZM83 192H84V194H83ZM143 192V193H142ZM151 192V193H150ZM161 192H160V194H161ZM17 193L19 194V195H17ZM22 193V194H21ZM30 193V194H29ZM50 193H51V195H50ZM53 193H55L56 195H55V197L53 196ZM58 193V194H57ZM65 193L67 194V195H65ZM69 193H71V195H69ZM94 193V194H93ZM98 193H99V195H98ZM142 193V194H141ZM149 193H150V195L152 196V198L155 200V203L152 205V207L149 205V204H152L151 202H149L150 200H148V199H150L151 198V196L149 195ZM153 193V194H152ZM156 193V194H155ZM27 194V195H26ZM46 194H48V195H46ZM60 194H61V196H60ZM62 194H63V196L67 199L66 201H65V198L62 196ZM86 194V195H85ZM145 194H146V196H145ZM155 194V195H154ZM160 194H159V197H160ZM33 195L35 196V197H37L36 199H35V197H33ZM50 195V196H49ZM73 195V196H72ZM77 195H79V197H80V200H79V203H80V205H78V207H77V209H74V206L70 203V201H69V199H74ZM98 195V196H97ZM112 195H113V197H112ZM124 195H126V196H124ZM129 195V196H128ZM20 196V197H19ZM46 196H47V199H46ZM52 196H53V198H52ZM142 196V197H141ZM62 197V198H61ZM90 197V198H89ZM103 197V198H102ZM106 198V200H104L105 198ZM156 197V198H155ZM32 198V200H31V202L34 204L35 202H39V203H35L34 205H32V203L31 202H29L30 201V199ZM52 198V199H51ZM55 198V199H54ZM57 198H59V200L57 199ZM82 198V199H81ZM87 198V199H86ZM88 198H89V200H88ZM108 198V199H107ZM34 199V200H33ZM40 199V200H39ZM61 199H63V201L61 200ZM91 199H93V200H91ZM110 199V200H109ZM112 199V200H111ZM126 199H128L127 201H126ZM143 199V200H142ZM144 199H145V201H144ZM36 200V201H35ZM42 200V201H41ZM50 200H52L53 202H55L56 204H55V206L53 205V202L52 201H50ZM55 200V201H54ZM87 200V201H86ZM108 200V201H107ZM160 200H161V198H160ZM25 201H26V203H25ZM28 201V202H27ZM35 201V202H34ZM66 203H68V204H66ZM93 201H96L95 202V204L93 203ZM103 201V202H102ZM114 201V202H113ZM148 201V202H147ZM43 202H45L44 203V205L42 204ZM51 202V203H50ZM62 202V203H61ZM64 202V203H63ZM87 202V203H86ZM144 202V203H143ZM29 203H30V205H29ZM47 203V204H46ZM59 203V204H58ZM93 203V204H92ZM127 203V204H126ZM140 205H142V206H140ZM149 203V204H148ZM29 206H28V205ZM37 204H39V211H37L38 210V205ZM58 204V205H57ZM63 204H65V205H63ZM91 204V205H90ZM99 205L100 207H97V209H96V207H95V205ZM103 204H104V207H103ZM113 204V205H112ZM123 204V205H122ZM41 205H43V206H41ZM47 205V206H46ZM50 205V206H49ZM59 206V208L60 207H63V208H60V210L63 212V213H65V218L64 217H62L64 214L59 210V208L57 209V206ZM62 205V206H61ZM72 205V206H71ZM84 205V206H83ZM89 207H88V206ZM97 205V206H98ZM107 205H110V206H108L107 207ZM112 205V206H111ZM122 205V206H121ZM125 205H126V208H128L129 210H130V213L127 215V216H124V217H122V216H120L119 214H117L116 212H115V210H117L118 208H125ZM137 205H139V207L137 206ZM155 205V206H154ZM159 205V206H158ZM31 206V207H30ZM36 206H37V208H36ZM40 206L42 207V208H40ZM53 206V207H52ZM72 207L73 208V212L72 211H69L68 210V208L67 207ZM86 206V207H85ZM94 206V207H93ZM137 206V207H136ZM145 206H146V208H145ZM149 206V207H148ZM35 207V208H34ZM43 207H45V210H46V208H52V210L51 209H49V210H46V211H44L43 209ZM56 209H55V208ZM108 209H107V208ZM130 207V208H129ZM133 207V208H132ZM161 207V208H160ZM250 207H253V206H250ZM71 208V209H72ZM90 208V209H89ZM92 208H94L93 210H92ZM105 208V209H104ZM153 208V209H152ZM158 208V209H157ZM37 209V210H36ZM68 211H67V210ZM96 209V210H95ZM113 209V210H112ZM141 209H142V211H141ZM254 209V208H253ZM42 210H43V212H42ZM51 210V211H50ZM57 210V211H56ZM64 210V211H63ZM98 210V211H97ZM108 212H107V211ZM112 210V211H111ZM132 210V211H131ZM243 211H240L241 213H245L244 215H245V219H246V221H247V223L249 224L250 223V221L252 220V219H254V220H256V219H260L259 221H263L262 220V217L264 218V208H262V210L261 209H258V210H256L255 212H251L252 211V208L250 209L249 207L248 208H244V209H242ZM251 210V211H250ZM48 211H49V214H48ZM66 211V212H65ZM79 213H78V212ZM99 211H100V213H99ZM101 211H102V213H101ZM261 211V212H260ZM40 212V213H39ZM42 212V213H41ZM44 212H47V213H44ZM56 212V213H55ZM70 212V213H69ZM107 212V213H106ZM111 212V216L109 215V213ZM193 212V211H192ZM192 212H188L187 210L185 211V210H182V213H178L177 215H175V217L173 216V217H171V218H174V220H176V222L178 221V220H180L181 218L183 219L184 218V216L186 217L189 213H192ZM237 212H239V211H237ZM263 212V213H262ZM37 213H39L40 215H41V217L43 216H45L44 214H47L45 217H47V218H44L43 219V217H42V222H41V217H39L40 215L39 214H37ZM68 213V214H67ZM71 213H73L75 216H74V218L73 217H71V216H73ZM104 213H106V214H108L110 217H108L107 215H105ZM113 213H115V215H113ZM139 213H140V215H139ZM142 213V214H141ZM234 213V212H233ZM232 213V214H233ZM52 214H54V215H52V217H50ZM61 215V216H59V215ZM182 214V215H181ZM231 214V215H232ZM69 215H71V216H69ZM82 215V216H81ZM96 215V216H95ZM112 215H113V217L114 218H112ZM230 215V214H229ZM229 215H225V216H227V217H225V218H223V219H221V220H217L218 222L220 221V222H223V223H221L220 224V222H219V224L222 226V228H226V227H228L229 226V224L231 223V221L232 220H236V219H238L237 217H232L231 215V217L229 216ZM262 215V216H261ZM54 216V217H53ZM101 216H103L102 218H101ZM106 216L109 218V219H111L109 222H108V218H106ZM118 216L119 217H122L121 219L120 218H118ZM136 217V220H134L133 219V217ZM180 216V217H179ZM257 216H258V218H257ZM59 219V217L60 218H62V222H58L59 220L61 221V219H57V218ZM72 219L73 221H71L70 219ZM85 218L86 220V222L88 223V224H81V219L82 218ZM95 217V218H94ZM97 217V218H96ZM126 217V219H123V218H125ZM229 217V218H228ZM250 217V218H249ZM256 217V218H255ZM39 218V219H38ZM49 218V219H48ZM64 218V219H63ZM68 218V219H67ZM83 218V219H84ZM99 218V219H98ZM117 218V219H116ZM138 218V219H137ZM143 218V219H142ZM176 218V219H175ZM177 218H178V220H177ZM0 219H2V220H0V222L2 223V225L0 226V237H2V238H4V240L7 242V247L8 248H4L3 246H1L0 245V247H2V248H0V258L2 259V257H3V259L4 260H6V261H8V262H10L9 264H32L33 262V264H39V258L40 257H38V255L35 253V255H34V252H32L31 251V249H28V247H27V245L25 246L24 244H23V242L20 240H18L19 239V237H17L16 235H15V233H13V231L10 229L11 228V226L9 227V223L6 221V220H4V217H3V214L2 213H0ZM53 219V220H52ZM57 219V220H56ZM74 219H76V221L74 220ZM114 219V220H113ZM140 219H141V221H140ZM217 219V217H215V220ZM231 219V220H230ZM48 220V221H47ZM54 220H56V221H54ZM69 220V221H68ZM90 220H91V222H92V225H91V222H90ZM95 220V221H94ZM97 220V221H96ZM100 220V221H99ZM102 220V221H101ZM116 220V221H115ZM130 220V221H129ZM43 221H46L47 222V224L49 225H47L45 222H43ZM66 221V222H65ZM75 221V222H74ZM99 221V222H98ZM127 221V222H126ZM137 221H139V222H137ZM157 221V222H156ZM161 221V222H160ZM225 221V222H224ZM227 221V222H226ZM35 222H39V223H41L40 225H41V227H44V228H49V227H53V229H52V231H51V233H53L54 231L56 232V235H55V237L53 238V239H56V241H54L53 243H47V242H41V240L39 239V237H38V235H37V233H36V231H35V229H34V227H35ZM49 222V223H48ZM51 222V223H50ZM69 222V223H68ZM72 222V223H71ZM78 222V223H77ZM112 222V225L111 224H108V223H111ZM145 222V223H144ZM146 222H148V223H146ZM43 223H45V224H43ZM52 223H53V226H52ZM59 223V224H58ZM60 223H62L61 225H62V227H60L61 225H60ZM65 223L72 229V231H70V233L68 234V230H66V227L64 228V225H65ZM74 223V224H73ZM80 223V224H79ZM128 223V224H127ZM155 223V224H154ZM160 223V224H159ZM8 224V225H7ZM54 224L56 225V226H54ZM78 224V225H77ZM106 224H107V226H106ZM118 224V225H117ZM131 224V225H130ZM145 224H147L146 225V227L144 226ZM159 224V226H157ZM228 224V225H227ZM4 225H6V226H4ZM100 225H101V227H100ZM105 225V226H104ZM110 225V226H109ZM116 225V226H115ZM138 225V226H137ZM161 225V226H160ZM8 226V227H7ZM61 228H59V227ZM72 226V227H71ZM82 226V227H81ZM95 226H97V228L95 227ZM112 226L114 227V228H112ZM128 227V228H126V227ZM132 226H133V228H132ZM141 226V227H140ZM149 226V227H148ZM6 227L7 228V230H6V228L4 229V228ZM59 228L60 230H57V229H54V228ZM77 229H76V228ZM118 227H119V229H118ZM124 227V228H123ZM136 227H138V228H136ZM160 227V228H159ZM73 228H74V230H73ZM82 230H81V229ZM85 228H86V230H85ZM111 228V229H110ZM121 228V229H120ZM145 229V231H144V229ZM157 228V229H156ZM64 229V230H63ZM68 229V228H67ZM83 229H84V231H83ZM90 229V230H89ZM109 229V230H108ZM151 229V230H150ZM162 229V230H161ZM8 230H10V232L12 233V234H10V233H8L9 231ZM61 230H63V231H61ZM80 230L82 231V233L80 232ZM101 230V231H100ZM134 230V231H133ZM137 230V231H136ZM142 230V231H141ZM149 232H147V231ZM7 231V232H6ZM59 231V232H58ZM67 231V232H66ZM99 231V232H98ZM146 233V234H144V235H142V233H144V232ZM77 232H79L78 234H77ZM86 232V233H85ZM88 232V233H87ZM91 232H93V233H91L92 235H93V237H91L92 235H89ZM95 232V233H94ZM109 234H108V233ZM133 232V233H132ZM256 233V231L254 230L253 231V233ZM8 233V234H7ZM57 233H59V234H57ZM63 233V234H62ZM75 233V234H74ZM85 233V234H84ZM132 233V234H131ZM148 233V234H147ZM11 236H10V235ZM76 237L75 239H74V241H73V239L72 238H74V236ZM82 234V235H81ZM84 234V235H83ZM97 234V235H96ZM98 234H100V235H98ZM128 234V235H127ZM60 235V236H59ZM73 237H72V236ZM105 235V236H104ZM111 237H110V236ZM130 235L132 236V237H134V235H135V237H136V239H135V237L134 238H131L130 237ZM155 235V236H154ZM163 235V236H162ZM10 236V237H9ZM16 236V237H15ZM80 236H82V237H80ZM86 236V237H85ZM88 236V237H87ZM109 236V237H108ZM128 238H127V237ZM146 236H148V237H146ZM151 236H153V239H152V237ZM57 237H58V239H57ZM69 237H70V239H69ZM100 237V238H99ZM101 237H102V239H101ZM126 237V238H125ZM141 237V238H140ZM8 238L10 239L9 241H8ZM12 238V239H11ZM61 238H62V240L64 239V241H62L61 240ZM67 238H68V240H67ZM111 240H110V239ZM131 238V239H130ZM146 238V239H145ZM149 238V240H147ZM155 238H156V240H155ZM102 240L101 242H103V243H100V244H97V241L98 240ZM125 239V240H124ZM203 238H201L200 240H199V243H200V241L202 240ZM12 240L14 241V242H12ZM16 240V241H15ZM20 242V243H22V244H20L18 241ZM115 240V241H114ZM122 240L125 242L126 240H127V242H128V244L125 242H122ZM135 240H136V242H135ZM153 240V241H152ZM67 241V242H66ZM76 241H78L79 242V244H81V246L79 245V244H77V242ZM86 241V242H85ZM90 241V242H89ZM95 241V242H94ZM105 241H108V242H106L105 243ZM148 242V243H146V242ZM166 241V242H165ZM214 241H215V239H214ZM12 242V243H11ZM61 242V243H60ZM71 242H72V244H71ZM93 242V243H92ZM111 242V243H110ZM121 242V243H120ZM139 242V243H138ZM141 242V243H140ZM16 243V245L21 249H24V254H25V256H27L26 258H27V260H23V259H20L21 257H19L16 253H12L11 252V247H12V245L13 244H15ZM20 245H19V244ZM58 243V244H57ZM87 243V244H86ZM95 243V244H94ZM113 243V244H112ZM121 244L122 246H123V248H122V250L124 249V250H126V251H128L127 249H129V251H130V253H131V255H129V256H124V255H121V253H120V250H118V247L115 245L114 246V244ZM123 243V244H122ZM132 243V244H131ZM134 243V244H133ZM139 245H138V244ZM145 245V248L146 249H144V245ZM165 243V244H164ZM263 243H264V240H263V238H258V245L259 246H261V245H263ZM62 244V245H61ZM84 244V245H83ZM86 244V245H85ZM90 244H92V245H89ZM94 244V245H93ZM107 246H106V245ZM127 244V245H126ZM131 244V245H130ZM152 244V246H150V245ZM154 244V245H153ZM164 244V245H163ZM77 245H78V247H77ZM113 245V246H112ZM129 245V246H128ZM134 245V246H133ZM137 245V246H136ZM141 245V246H140ZM161 245V246H160ZM205 245L207 246H204V244H202L201 246L202 247H205V249L206 250H208V251H210V252H212L215 248H216V246H218V244H217V242L215 241V247H209L206 243H205ZM6 246V245H5ZM26 247V249H25V247ZM84 246H87V247H85V248H81V247H84ZM109 246V247H108ZM111 246V247H110ZM128 248H127V247ZM168 246V247H167ZM48 247V248H47ZM54 247V248H53ZM55 247H57V248H55ZM114 247H116V248H114ZM136 247V248H135ZM140 247H142V248H140ZM149 247V248H148ZM155 247V248H154ZM167 247V248H166ZM70 248V249H69ZM77 248V249H76ZM86 248H90V249H86ZM107 248V249H106ZM4 249H6V250H4ZM67 249V250H66ZM74 249H76V250H78L77 252H76V250H74ZM80 249V250H79ZM81 249H82V251H81ZM95 249L97 250V251H95ZM131 249V250H130ZM164 249V250H163ZM248 249V247H245V250H247ZM9 250V251H8ZM114 250H116V251H114ZM135 250V251H134ZM137 250V251H136ZM142 250V251H141ZM157 250V251H156ZM170 250H171V252H170ZM212 250V251H211ZM25 251H27V253L25 252ZM28 251H29V254H31V253H33L32 255H29L28 254ZM52 251H54V252H52ZM74 251V252H73ZM92 251V252H91ZM106 251V252H105ZM133 251V252H132ZM139 251V252H138ZM141 251V252H140ZM143 251H145V253L143 252ZM234 252H236L237 254H238V252H240L239 251V249H238V247H236V249L235 250H233ZM88 252V253H87ZM97 252V254H98V257H97V255L95 254ZM100 252V253H99ZM103 252H104V255H106V256H104L103 255ZM147 252V253H146ZM137 253V254H136ZM140 253V254H139ZM143 253H144V255H143ZM163 253V254H162ZM223 253V254H222ZM225 252H220V257H222V256H224V258H225V260L228 262V257L227 256H225V254H224ZM3 254V255H2ZM53 256V258H51V255ZM73 254V255H72ZM138 255V256H136V255ZM143 256H142V255ZM149 254V255H148ZM244 254H245V258L247 259L248 258V255L244 252ZM29 255V256H28ZM33 255L35 256V258L33 257ZM76 255V256H75ZM109 255V256H108ZM66 256V257H65ZM119 256V257H118ZM141 256L143 257V258H141ZM167 256H169V257H167ZM17 257V258H16ZM87 257H89L88 258V262H87ZM96 257V258H95ZM101 257V258H100ZM104 257V258H103ZM106 257V258H105ZM109 259H108V258ZM135 257V258H134ZM151 257V258H150ZM92 260H91V259ZM93 258L95 259V260H93ZM103 258V259H102ZM148 258V259H147ZM32 259V260H31ZM127 259V260H126ZM132 259V260H131ZM137 259V260H136ZM139 259H141L142 260V262H141V260H139ZM144 259V260H143ZM148 260V261H146V260ZM159 259V260H158ZM168 259V260H167ZM91 260V261H90ZM171 260V261H170ZM248 260V259H247ZM19 261V262H18ZM26 261H28V262H30V263H28V262H26ZM112 261V262H111ZM144 261H146V262H144ZM16 262V263H15ZM67 262V263H66ZM78 262V263H77ZM86 262V263H85ZM141 262V263H140ZM151 262V263H150ZM165 262V263H164ZM227 262H225L226 264H228ZM250 263V262H249ZM93 264H95V263H93ZM181 264H197L196 262H194V261H188V260H183L182 262H181Z\"/></svg>",
	"mask_w": 264,
	"mask_h": 264
},
{
	"label": "snow or ice",
	"instance_id": "snow-or-ice-1",
	"mask_svg": "<svg viewBox=\"0 0 264 264\" xmlns=\"http://www.w3.org/2000/svg\"><path fill=\"white\" fill-rule=\"evenodd\" d=\"M253 2L259 7L260 11L264 12V0H253ZM240 4L243 6L244 9H250L252 7V4H250L248 0H240ZM175 10L183 12L184 7H179ZM42 31L47 33L51 32L52 29L45 28ZM258 50L264 52V42L259 44ZM53 59H55V57H53ZM128 67L131 68V65H128ZM260 70L262 73H264V65L261 66ZM52 72V63H45L43 65L42 71H40L39 73V78L32 81L33 84H35L38 88L42 90L40 93L41 99L43 98L44 92L48 90L49 82L52 79ZM29 95H32V93L29 92ZM40 123L43 124L44 121L41 120ZM180 151L181 153H183L184 149H181ZM241 163H243V161H241ZM259 171L261 172V174H264V169H260ZM125 184L132 185V200L133 203H136L138 200L137 192L139 191V188L137 187V182L131 177H126ZM45 191H47V189H45ZM124 191V188L118 190V194L116 195L117 204H120L121 202V197L119 193H123ZM68 210L72 211L71 207H69ZM0 213L3 214L4 219L10 224L11 230L15 233L17 237H19L23 244L27 245V247L31 249L32 252L36 253L40 257L39 264H50L48 252L45 250L44 247H41V245L37 242L36 238L33 236L32 231L29 228V225L25 219V215L21 211V205L16 202L13 190L6 186V179L3 175H0ZM197 215L201 217H206L209 221H211V225H199V227L201 228H208V233L200 241V243L196 244V246L192 248L191 252H175L172 255V259L179 258L182 261H191L193 258V254L197 252V250L201 247L202 244L206 243L210 248L215 246V241L213 239L211 228L217 224V220L213 219L208 212H200L197 213ZM133 219L136 220V217H133ZM64 227L68 228L69 231H72V229L67 224H65ZM63 253L64 249H56L55 264H61V258L63 256ZM225 255L228 257V264H249L248 260L245 258L244 252L242 251L237 254L233 250H226ZM0 264H9V262L4 259H0Z\"/></svg>",
	"mask_w": 264,
	"mask_h": 264
}]
</instances>
